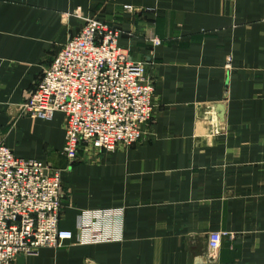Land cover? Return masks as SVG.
I'll list each match as a JSON object with an SVG mask.
<instances>
[{"label":"crops","instance_id":"crops-1","mask_svg":"<svg viewBox=\"0 0 264 264\" xmlns=\"http://www.w3.org/2000/svg\"><path fill=\"white\" fill-rule=\"evenodd\" d=\"M84 16L145 62L154 112L136 142L69 161L63 113L23 106ZM0 143L60 169V227L124 208L122 239L65 240L23 264H264V0H0ZM216 229L228 233L212 259Z\"/></svg>","mask_w":264,"mask_h":264},{"label":"built area","instance_id":"built-area-1","mask_svg":"<svg viewBox=\"0 0 264 264\" xmlns=\"http://www.w3.org/2000/svg\"><path fill=\"white\" fill-rule=\"evenodd\" d=\"M134 11L131 4H124ZM118 29L84 16L80 30L67 37L25 101L30 116L50 119L64 115L60 152L72 161L89 150H113L140 139L154 112V82L145 62L128 57ZM154 43L160 38L153 35ZM230 55L227 56V62ZM221 109V106H219ZM60 169L36 158L15 155L0 143V264H17L39 247L117 241L123 237L122 206L83 208L75 230L59 226ZM226 230L207 234V249L215 259Z\"/></svg>","mask_w":264,"mask_h":264},{"label":"water","instance_id":"water-1","mask_svg":"<svg viewBox=\"0 0 264 264\" xmlns=\"http://www.w3.org/2000/svg\"><path fill=\"white\" fill-rule=\"evenodd\" d=\"M21 261H22L21 259H20V260L18 259V260H17V264H19Z\"/></svg>","mask_w":264,"mask_h":264},{"label":"rangeland","instance_id":"rangeland-1","mask_svg":"<svg viewBox=\"0 0 264 264\" xmlns=\"http://www.w3.org/2000/svg\"><path fill=\"white\" fill-rule=\"evenodd\" d=\"M33 254H35V253H33Z\"/></svg>","mask_w":264,"mask_h":264}]
</instances>
